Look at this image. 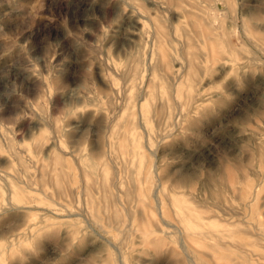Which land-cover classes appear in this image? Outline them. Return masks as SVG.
<instances>
[{
    "label": "rangeland",
    "instance_id": "obj_1",
    "mask_svg": "<svg viewBox=\"0 0 264 264\" xmlns=\"http://www.w3.org/2000/svg\"><path fill=\"white\" fill-rule=\"evenodd\" d=\"M123 1L0 0V264H264V0H189L180 16L135 0L190 34L192 101L160 70L164 87L142 92L150 63ZM131 134L142 171L119 148ZM183 201L211 222L200 243L177 227Z\"/></svg>",
    "mask_w": 264,
    "mask_h": 264
},
{
    "label": "bare ground",
    "instance_id": "obj_2",
    "mask_svg": "<svg viewBox=\"0 0 264 264\" xmlns=\"http://www.w3.org/2000/svg\"><path fill=\"white\" fill-rule=\"evenodd\" d=\"M111 1V0H110ZM115 1V0H114ZM117 1V0H116ZM120 1V0H118ZM153 5L159 7V8H162L164 9V11L166 12H170V13H177L179 16L184 14L185 12H189V9H188V6L189 4L192 5V3H189L186 5V3L189 1V0H149ZM197 1V0H196ZM191 2V1H190ZM231 2V0H230ZM124 5L123 9L120 11L123 12V16L125 18H127L128 20H130L131 22H133V26H132V29L130 30L129 32V39L131 42L135 43L137 46H145L146 48V53L148 55V60H149V63H150V73L148 74L147 77L148 80H149V83L147 84V86H145V88H142L140 87V89L142 90V92H146V93H152L154 92L157 87L161 88L164 87V82H162L161 80L164 79L162 78L161 76V79L160 81L157 79L158 78V73L157 71L160 70L161 73L164 75V76H175L177 77V79H179V81H186L187 83V97L191 99L193 98H196V94L195 93V89H194V81H193V70H194V65L196 63V56L194 54V52L191 50V47H192V44L190 42V38L188 33L184 32V38L183 40L181 38H179L177 36V33H176V30L172 27V26H169V28L167 29L168 26H166L164 24V22L160 19V18H157V17H153L152 15L150 14H146L142 8L140 7V5L135 1V0H125L122 2ZM201 4V3H200ZM232 4V2L230 3ZM205 6V5H204ZM228 6V5H227ZM230 7V6H229ZM205 10V9H204ZM192 12V11H191ZM204 12V11H203ZM117 13V12H116ZM193 13V12H192ZM192 13H187V14H190L189 16H191ZM176 14V15H177ZM195 14V13H193ZM169 15V13H168ZM174 15V16H176ZM161 17V16H160ZM178 17V16H177ZM177 17H175V19H177ZM191 18V17H190ZM197 18V17H196ZM166 19V18H164ZM193 19V18H192ZM119 20V18H118ZM190 20V19H189ZM194 20V19H193ZM177 21V20H176ZM184 21V20H183ZM204 21V20H203ZM190 22V21H189ZM197 22V21H196ZM194 22V23H196ZM205 24V22L203 23ZM208 25V23H206ZM197 25V24H196ZM203 27V25H201ZM206 26V25H205ZM193 27V26H192ZM191 27V28H192ZM185 29V28H184ZM204 29V27H203ZM206 29V28H205ZM194 30V29H193ZM208 31V30H207ZM196 34L199 35V33H197V31H195ZM205 32V31H204ZM211 33V32H209ZM201 35V33H200ZM199 35V37H200ZM104 37V36H103ZM259 37V36H258ZM168 38H172L174 40H177L179 42V45H180V48H181V51L184 50V56L183 59H179V57H177L174 52H172L168 46H167V40ZM211 38V37H209ZM207 38V39H209ZM212 40V41H211ZM211 40H208L211 44V42H213V38ZM211 41V42H210ZM170 42V41H169ZM195 43V42H193ZM252 43V42H251ZM214 44V42H213ZM212 46L213 48L215 46ZM139 47V48H140ZM196 47V46H195ZM198 47V46H197ZM211 47V48H212ZM210 48V47H209ZM210 48V49H211ZM212 48V49H213ZM210 51V53H212V50ZM201 50V49H200ZM136 52V51H135ZM140 52V50H139ZM198 53V52H197ZM201 53V52H200ZM216 54V50H214L213 54ZM218 54L217 55H220L219 52H217ZM135 54V53H134ZM214 54V55H215ZM146 55V56H147ZM202 54H200L201 56ZM212 55V54H211ZM213 55V56H214ZM141 56V55H140ZM203 56V55H202ZM223 58L225 56L221 55ZM128 57V56H127ZM138 58V56H136ZM221 57V58H222ZM139 59V58H138ZM215 60L217 58H214ZM135 60V59H134ZM200 60V59H199ZM219 59H217L218 61ZM140 61V59H139ZM216 61V62H217ZM220 61V60H219ZM127 62V61H126ZM243 63V62H242ZM112 64V63H111ZM130 64V63H129ZM247 64V63H246ZM112 66V65H111ZM200 66V65H199ZM246 67V65H245ZM109 68V67H108ZM113 68V67H112ZM228 68V67H227ZM115 70V69H114ZM137 71V70H136ZM129 72V71H128ZM127 72V73H128ZM138 72V71H137ZM133 75V74H132ZM137 77V76H136ZM135 77V78H136ZM138 77H139V74H138ZM137 77V78H138ZM125 78V77H124ZM195 78V77H194ZM37 79V78H35ZM107 79H108V83L109 85L111 86L112 89L115 90V85H114V81L113 79L111 78V76H107ZM173 79V78H172ZM136 81V80H135ZM173 85V84H172ZM166 86V85H165ZM168 88V87H167ZM83 91V90H82ZM141 93V92H140ZM139 93V94H140ZM145 93V94H146ZM155 94V93H154ZM218 94V93H217ZM112 95V93H111ZM134 95V94H133ZM132 95V96H133ZM138 95V94H137ZM136 95V96H137ZM161 96L160 98V101L162 104H164L165 102H171V99L173 100V96L174 94H172L173 96H171V98H168V99H165L162 94H159ZM198 95V94H197ZM201 95V94H200ZM142 96V95H141ZM140 96V97H141ZM120 97V96H119ZM138 97V96H137ZM202 97V96H201ZM112 99V97H111ZM110 99V100H111ZM138 99V98H137ZM109 100V101H110ZM135 100V99H134ZM92 101V99H91ZM192 101V100H191ZM112 102V101H111ZM113 103V102H112ZM118 104V103H117ZM202 105V103H201ZM160 106V105H159ZM170 108V107H169ZM168 108V109H169ZM178 108V107H177ZM112 109V108H111ZM162 109V108H161ZM92 112V110H90ZM138 111V110H137ZM140 112V111H139ZM170 112V110H169ZM142 113V117L140 118V126H142L146 131L149 132L150 128H148V124L146 123L145 121V115H144V112H141ZM155 113V112H154ZM75 116V115H74ZM49 117V116H48ZM161 117V116H160ZM77 119V118H76ZM77 122H79L77 120ZM75 124V123H74ZM54 126V125H53ZM55 130H54V136H56V131L59 130L57 129L56 127V124H55ZM252 131V130H251ZM46 135V134H45ZM51 135V134H50ZM256 135V134H255ZM258 135V134H257ZM256 135V137H257ZM136 134H131V140L128 141V140H123L119 143V148L121 149L122 152L126 151V150H131L132 153L134 155H137L139 156V160H138V164H139V171H142L144 168V163H145V160L144 158L142 157L143 156V151L141 149V144L139 143L138 139H136ZM49 138V137H47ZM130 139V138H129ZM256 140V139H255ZM149 142V140H148ZM52 144V143H51ZM55 144V143H54ZM152 145V144H151ZM13 146V145H12ZM60 146V145H59ZM49 147V146H48ZM57 147V146H56ZM61 148L63 149V147L61 146ZM60 148V149H61ZM150 149V148H149ZM24 151V150H23ZM64 151V150H63ZM151 151V149H150ZM153 151V150H152ZM164 152V151H163ZM166 153V152H165ZM59 154V153H58ZM54 156V155H53ZM51 156V157H53ZM81 156V155H80ZM81 158V157H80ZM160 158V157H159ZM82 159V158H81ZM19 160V159H18ZM161 160V159H160ZM159 160V161H160ZM55 161L58 165H60V168L59 170L57 169V174H59V177L60 175H62V166L63 164L65 163L63 157L60 155H57L55 156ZM88 164V163H87ZM133 164V163H132ZM137 164V162H136ZM91 166H92V163H91ZM177 167V166H176ZM258 168V167H257ZM84 169V167H83ZM90 170V169H89ZM86 171V175L87 176H90V173L92 174L91 171ZM243 170V169H242ZM132 171H134L132 169ZM179 171V170H178ZM8 172V171H6ZM255 172V171H254ZM133 173V172H131ZM169 175V174H168ZM188 175V174H187ZM58 176V175H57ZM65 176V175H64ZM167 176V175H166ZM190 177V175H189ZM1 178L4 180V182H6L7 184V190H9L10 192H13V193H16V189H15V186L12 184L13 182H11V179L10 177H8V175H1ZM58 179V177H56ZM134 178V177H133ZM143 178V177H142ZM66 179V178H65ZM91 179V177H90ZM161 179V178H160ZM179 179V178H178ZM230 179V178H229ZM61 180V179H59ZM58 180V181H59ZM108 180H109V176L107 174V172H105V175L103 176V182H104V185H107L108 183ZM134 180V179H133ZM191 180V179H190ZM65 181V180H64ZM110 181V180H109ZM60 182V181H59ZM181 182V181H180ZM188 182V181H187ZM67 183V182H66ZM87 185H91L90 184V181H88V178L86 179V182H85ZM116 183V182H115ZM161 183V182H160ZM58 184V183H57ZM127 184V183H126ZM60 185H62L60 183ZM128 185V184H127ZM133 185H134V182H133ZM57 186V185H56ZM108 186V185H107ZM135 186V185H134ZM137 186V185H136ZM162 186V185H161ZM59 187V186H58ZM127 187V186H126ZM125 187V188H126ZM132 187V186H131ZM163 187V186H162ZM60 188V187H59ZM124 188V189H125ZM75 189V188H73ZM128 189V188H127ZM134 189V188H133ZM157 189V188H156ZM64 190V189H63ZM129 190V189H128ZM162 190V189H161ZM238 190V189H237ZM134 191V190H133ZM140 191L143 192L142 189H140ZM157 191V190H155ZM215 191V190H214ZM126 192V191H125ZM169 192V191H168ZM220 192V191H219ZM145 194V192H143ZM129 194V193H128ZM158 194V192H155V198H156V195ZM219 194V193H218ZM217 194V195H218ZM116 196V195H115ZM132 196V194H131ZM170 196V195H169ZM216 196V195H215ZM222 196V195H221ZM7 195L4 194V191H2L0 189V199L3 198V199H6ZM223 197V196H222ZM222 197H221V200H222ZM140 199V198H139ZM171 204H175V201L179 202L180 201V198L179 197H176V198H170L169 199ZM230 201V200H229ZM220 202V201H219ZM181 205L182 206H179V207H174V210H175V213L177 215V218L179 220V225H177V227L180 229V233L182 232L183 235H185L186 237L194 240V241H197V242H202L201 238H203V235L206 233L202 228H200L201 224L202 223H208L210 224L211 222L209 221H205L203 222L202 219H205L206 216L204 215H201V214H197L195 212H193L190 208L189 205H187V203H185L184 201L181 202ZM215 205V204H214ZM231 205V204H230ZM233 205V204H232ZM158 207H162V203L160 202V200L158 201ZM176 206V205H175ZM218 206V205H217ZM228 206V205H227ZM20 208V206H17ZM25 207V206H23ZM31 207V206H29ZM219 207V206H218ZM3 208V207H2ZM5 208V207H4ZM14 208L13 206L11 207V209ZM230 208V206H229ZM220 209V208H219ZM3 210V209H2ZM50 210V209H49ZM5 211V210H4ZM8 211V210H6ZM208 211V210H207ZM233 211V209H232ZM142 212V211H141ZM210 212V211H209ZM213 212V210H212ZM214 213V212H213ZM224 214V213H223ZM85 215V214H84ZM117 215V213H116ZM86 217V216H85ZM120 217V216H119ZM130 217V216H129ZM161 217V216H160ZM116 220V218H115ZM119 220V219H118ZM162 220V219H161ZM38 222V221H37ZM238 222V221H237ZM245 223V222H244ZM129 224V223H128ZM127 225V224H126ZM173 226V225H172ZM131 227V226H130ZM157 227V226H156ZM254 227V226H253ZM92 228V227H91ZM96 229V228H95ZM160 229V228H159ZM239 230H242V228H238ZM245 228H243L244 230ZM37 230V229H36ZM162 230V229H161ZM213 231V230H212ZM246 231V229H245ZM249 231V229L247 230ZM210 232V231H208ZM152 233V232H151ZM181 235V234H180ZM216 235V234H215ZM107 237V236H106ZM220 239V238H219ZM110 241V240H109ZM187 241V240H186ZM17 242V241H16ZM159 242H156L158 245H159ZM212 242V241H211ZM228 242H231L228 241ZM238 242V241H237ZM181 243V242H180ZM191 243V242H189ZM214 243V242H212ZM216 243V242H215ZM154 244V243H153ZM232 244V243H231ZM155 245V244H154ZM182 245V244H181ZM217 245V244H215ZM183 246V245H182ZM239 246V245H238ZM114 247V246H113ZM223 247V246H222ZM234 247V246H233ZM155 248V247H154ZM157 248V247H156ZM224 248V247H223ZM160 249V248H159ZM158 249V250H159ZM215 249V248H214ZM235 250V248H234ZM160 251V250H159ZM184 251V250H183ZM203 251V250H201ZM236 251V250H235ZM253 251V250H252ZM3 252V251H2ZM185 252V251H184ZM204 252V251H203ZM238 252V250L236 251ZM255 252V251H254ZM253 252V253H254ZM194 253V252H193ZM206 253V252H204ZM209 253V252H208ZM207 254V253H206ZM239 254V253H238ZM187 255V254H186ZM242 255V254H241ZM188 256V255H187ZM210 256V255H209ZM240 256V255H239ZM241 257V256H240ZM190 258V257H189ZM192 259V262L194 261L193 258ZM214 259V258H213ZM121 261V260H120ZM244 263H245V258H244ZM122 262V261H121ZM214 262V261H213ZM255 262V261H254ZM189 263V262H187ZM225 263V261H224ZM258 263V262H257ZM195 264V263H194ZM216 264V263H215Z\"/></svg>",
    "mask_w": 264,
    "mask_h": 264
}]
</instances>
